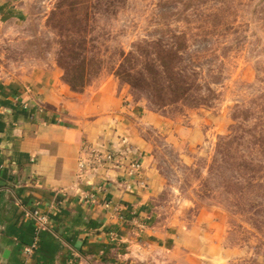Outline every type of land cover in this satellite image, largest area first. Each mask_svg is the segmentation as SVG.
<instances>
[{"label":"rangeland","instance_id":"1","mask_svg":"<svg viewBox=\"0 0 264 264\" xmlns=\"http://www.w3.org/2000/svg\"><path fill=\"white\" fill-rule=\"evenodd\" d=\"M0 16V73L90 66L85 87L112 77L167 120L156 223L214 221L237 264H264V0H9Z\"/></svg>","mask_w":264,"mask_h":264},{"label":"crops","instance_id":"2","mask_svg":"<svg viewBox=\"0 0 264 264\" xmlns=\"http://www.w3.org/2000/svg\"><path fill=\"white\" fill-rule=\"evenodd\" d=\"M167 128L112 77L75 92L54 64L0 73V264H237L219 223L153 220L152 133ZM83 144L115 161L79 175Z\"/></svg>","mask_w":264,"mask_h":264},{"label":"built area","instance_id":"3","mask_svg":"<svg viewBox=\"0 0 264 264\" xmlns=\"http://www.w3.org/2000/svg\"><path fill=\"white\" fill-rule=\"evenodd\" d=\"M115 158V155L110 151H101L93 146L83 144L77 161L78 174L81 175L91 168L110 165L115 161ZM32 216L39 225H45L46 218L43 215L37 211H33ZM32 248L33 246L26 247L24 248V252L26 254L30 253Z\"/></svg>","mask_w":264,"mask_h":264},{"label":"trees","instance_id":"4","mask_svg":"<svg viewBox=\"0 0 264 264\" xmlns=\"http://www.w3.org/2000/svg\"><path fill=\"white\" fill-rule=\"evenodd\" d=\"M169 56V55H168ZM83 61V59H82ZM167 64V63H166ZM90 66H86V65H81L79 66L77 69H75L73 71V74L75 77H70L68 79H66V83L71 87L70 89L75 91V92H79L82 91L83 88L88 84V77L91 74V67ZM163 68L165 70H167V67L163 64ZM65 71V75H67L68 71L66 68H63ZM74 80H78L79 83H76L77 81ZM175 82H177V84L179 83V81L177 79H175ZM179 89V90H178ZM177 91H182V89H180V87L177 88Z\"/></svg>","mask_w":264,"mask_h":264}]
</instances>
